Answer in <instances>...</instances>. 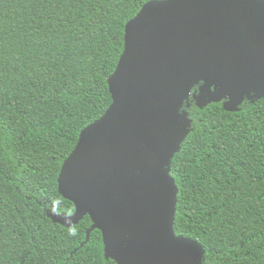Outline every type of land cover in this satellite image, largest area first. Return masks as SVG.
I'll use <instances>...</instances> for the list:
<instances>
[{
    "label": "trees",
    "instance_id": "trees-1",
    "mask_svg": "<svg viewBox=\"0 0 264 264\" xmlns=\"http://www.w3.org/2000/svg\"><path fill=\"white\" fill-rule=\"evenodd\" d=\"M155 0H0V264H116L58 191L81 132L112 103L109 78L126 24ZM198 86L192 90L197 94ZM181 112L191 131L174 155V231L201 264H264V97Z\"/></svg>",
    "mask_w": 264,
    "mask_h": 264
},
{
    "label": "water",
    "instance_id": "water-1",
    "mask_svg": "<svg viewBox=\"0 0 264 264\" xmlns=\"http://www.w3.org/2000/svg\"><path fill=\"white\" fill-rule=\"evenodd\" d=\"M197 94H192L195 86ZM112 103L84 129L58 177L116 264H201L202 246L174 231L178 188L170 166L191 131L181 112L222 103L237 112L264 97V0H155L125 27L109 78Z\"/></svg>",
    "mask_w": 264,
    "mask_h": 264
}]
</instances>
